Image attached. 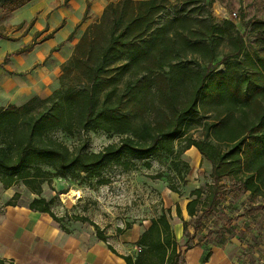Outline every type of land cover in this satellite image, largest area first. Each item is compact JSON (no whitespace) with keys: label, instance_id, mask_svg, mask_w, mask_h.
<instances>
[{"label":"trees","instance_id":"1","mask_svg":"<svg viewBox=\"0 0 264 264\" xmlns=\"http://www.w3.org/2000/svg\"><path fill=\"white\" fill-rule=\"evenodd\" d=\"M0 1L17 6L29 0ZM176 2L179 9L169 15L171 0L109 1L60 64L50 94L0 104V182L35 194L30 209L49 212L57 221H86L105 239L85 215L57 216L50 208L53 198L42 196V185L66 178L104 184L108 179L102 173L111 165L130 170L143 160L149 168L155 151L178 159L192 146L210 163L212 181L206 191H191L189 216L215 205L223 177L261 198L252 210L264 208V20L250 22V32L260 34L253 44L261 48L249 50L232 19H217L202 0ZM50 36L5 54L0 66ZM0 38L9 37L0 33ZM88 131L119 137L90 151L84 142L71 148L54 135ZM22 195L15 191L6 204H17ZM169 212L150 218L136 258L123 256L126 264H180ZM176 213L181 216L178 204Z\"/></svg>","mask_w":264,"mask_h":264},{"label":"rangeland","instance_id":"2","mask_svg":"<svg viewBox=\"0 0 264 264\" xmlns=\"http://www.w3.org/2000/svg\"><path fill=\"white\" fill-rule=\"evenodd\" d=\"M94 1L29 0L17 6L10 1H0V33L9 37L0 38V63L5 54L29 44L34 38L39 40L50 33V37L56 40L51 51L46 44H40L42 41L31 51L13 55L1 64V97L20 102L22 98L17 94L18 87L40 70L51 74L50 90L57 86L60 64L51 68L49 61L52 55L62 50L66 41L74 40L88 23L95 22L89 14ZM171 1L169 15H174L180 6L176 0ZM202 1L217 19L229 18L235 22L249 50L261 48L253 44L260 34L250 32V22L264 20V0ZM38 30L42 32L34 37ZM69 34L71 37L67 38ZM222 67L220 64L218 69ZM54 135L71 148L84 142L90 151L117 141L119 137L102 131L74 135L56 132ZM194 135L198 136V131H194ZM148 161L151 162L149 168L144 166L143 160L136 161L137 167L130 170L115 165L107 167L102 173V177L108 179L104 184H98L95 178L89 182L55 179L50 185H44V194L53 196V211L58 215H85L107 231H117L119 224L124 227L127 222L130 225L141 224L142 220L156 217L170 208L169 223L176 239L178 225L185 224L181 245L191 246L196 241H204L211 247L222 246L236 264H256L264 259V208L251 209L261 202V198L237 189L234 178L223 177L221 193L215 205L212 208L203 206L195 216H189L185 210L187 201L195 197L191 191L195 188L206 191L212 181L210 163L201 157L195 147L187 149L178 159L157 150ZM171 186L177 187L179 193L172 191ZM23 192V200H26L28 196ZM177 204L181 210L180 217L176 213ZM198 207L201 208V205Z\"/></svg>","mask_w":264,"mask_h":264},{"label":"crops","instance_id":"3","mask_svg":"<svg viewBox=\"0 0 264 264\" xmlns=\"http://www.w3.org/2000/svg\"><path fill=\"white\" fill-rule=\"evenodd\" d=\"M107 3L108 0L92 2L89 14L93 21L100 17ZM81 34L82 31L74 40L66 41L62 50L52 55L49 61L51 68L55 65L58 67L71 55ZM55 42L52 36L40 44H46L51 51ZM47 73L40 70L18 87L17 94L22 98L20 102L34 95L45 97L51 93L53 89L48 88V83L52 79L51 74ZM6 83L9 84V80ZM8 103L17 102L0 96L1 105ZM44 185L46 183L42 185V196L53 198L44 194ZM19 186L5 188L0 182V260L4 264H126L124 255L136 258L140 249L137 241L149 226L150 219L142 220L141 224L132 223L127 228L119 224L118 227L122 228L120 231H107L100 226L105 235V239H101L94 227L86 221L68 217L57 221L49 212L30 209L27 203L35 194L28 193L26 200H23L22 195L17 204H6L15 191L24 194V187ZM53 203L50 204L52 211ZM182 230L179 224L175 233L180 245V264H236L222 246L211 247L204 241H196L191 246L181 245Z\"/></svg>","mask_w":264,"mask_h":264},{"label":"bare ground","instance_id":"4","mask_svg":"<svg viewBox=\"0 0 264 264\" xmlns=\"http://www.w3.org/2000/svg\"><path fill=\"white\" fill-rule=\"evenodd\" d=\"M76 194V193H75ZM78 194V196L80 195L79 193H77Z\"/></svg>","mask_w":264,"mask_h":264},{"label":"built area","instance_id":"5","mask_svg":"<svg viewBox=\"0 0 264 264\" xmlns=\"http://www.w3.org/2000/svg\"><path fill=\"white\" fill-rule=\"evenodd\" d=\"M233 16H235V13L233 14Z\"/></svg>","mask_w":264,"mask_h":264}]
</instances>
